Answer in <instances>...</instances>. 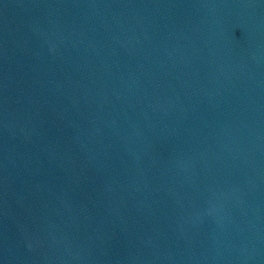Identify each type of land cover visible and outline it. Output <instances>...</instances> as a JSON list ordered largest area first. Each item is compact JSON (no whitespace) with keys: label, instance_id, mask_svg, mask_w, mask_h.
Here are the masks:
<instances>
[{"label":"water","instance_id":"95a60500","mask_svg":"<svg viewBox=\"0 0 264 264\" xmlns=\"http://www.w3.org/2000/svg\"><path fill=\"white\" fill-rule=\"evenodd\" d=\"M193 64L264 210V0H152Z\"/></svg>","mask_w":264,"mask_h":264}]
</instances>
